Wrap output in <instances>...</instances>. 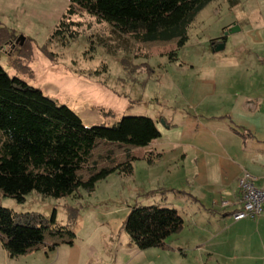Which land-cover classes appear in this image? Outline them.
I'll return each instance as SVG.
<instances>
[{
    "label": "rangeland",
    "instance_id": "1",
    "mask_svg": "<svg viewBox=\"0 0 264 264\" xmlns=\"http://www.w3.org/2000/svg\"><path fill=\"white\" fill-rule=\"evenodd\" d=\"M69 5L70 0H0L3 67L68 105L87 126H113L127 115L159 118L162 135L155 148L187 156L155 167L134 161L133 174L112 173L94 191L82 189L79 195L55 198L33 191L24 202L1 196L0 204L16 213L49 219L55 214L58 225L76 237L73 245L17 257L0 243V264H264V215L211 216L183 192L197 195L196 185L187 182L195 157H201L194 146L197 135L222 129V120L212 116L239 119L232 94L244 89L239 68L249 54L264 56V0H239L235 6L214 0L198 14L176 59L160 55L163 47L136 45L131 61L123 59L125 50L115 54L99 45L98 37L108 36L109 28L86 13L70 18L74 39L50 41ZM230 24L237 29L229 33L226 48L214 51L212 39L235 26L225 30ZM20 35L26 36L23 45ZM226 201L223 207L230 206ZM139 204L179 209L186 229L169 237L171 250L140 249L132 242L124 224Z\"/></svg>",
    "mask_w": 264,
    "mask_h": 264
},
{
    "label": "trees",
    "instance_id": "2",
    "mask_svg": "<svg viewBox=\"0 0 264 264\" xmlns=\"http://www.w3.org/2000/svg\"><path fill=\"white\" fill-rule=\"evenodd\" d=\"M212 1L70 0L50 41L74 39L70 18L86 13L107 24L109 35L98 37L107 51L125 50L123 59L131 61L136 45L148 50L163 47L160 55L176 59L198 14ZM229 2L235 6L239 0ZM226 38L212 39V47ZM4 42L0 33L2 48ZM158 122L150 116L127 115L113 126H87L68 105L11 75L0 63V197L24 202L33 191L55 198L79 195L82 189L94 191L112 173L133 174L134 161L155 164L161 158L151 148L162 135ZM184 226L179 210L163 204L135 205L124 224L140 249L168 250L167 239ZM75 237L73 230L58 225L55 214L49 219L0 204V243L11 257L73 245Z\"/></svg>",
    "mask_w": 264,
    "mask_h": 264
},
{
    "label": "crops",
    "instance_id": "3",
    "mask_svg": "<svg viewBox=\"0 0 264 264\" xmlns=\"http://www.w3.org/2000/svg\"><path fill=\"white\" fill-rule=\"evenodd\" d=\"M232 25L236 24L226 26L225 30ZM225 40L229 41V34ZM243 65L239 70L245 77L244 89L232 94L239 114L235 115V119H239L234 120L230 114L212 116L222 120V129L213 128L197 135L199 139L194 146L197 145V155L201 157H195L196 168L187 179V182L191 181L196 185L197 195L183 191L202 208L201 210L211 216L233 217V212L239 208V178L244 172L251 173L256 184L264 187V56L253 51ZM155 141L151 148L161 158L155 164H149L150 167L158 166L167 159L173 162L178 157L187 156L181 151L160 152L154 146ZM171 189L177 190L175 187ZM223 200H229L230 206L223 207ZM185 229L186 222L182 232ZM168 239L167 244L171 250L173 247L168 243Z\"/></svg>",
    "mask_w": 264,
    "mask_h": 264
},
{
    "label": "built area",
    "instance_id": "4",
    "mask_svg": "<svg viewBox=\"0 0 264 264\" xmlns=\"http://www.w3.org/2000/svg\"><path fill=\"white\" fill-rule=\"evenodd\" d=\"M239 190V208L232 214L234 219L256 218L263 215L264 187L256 184L255 177L251 173L246 171L239 178ZM226 204H229V201H226Z\"/></svg>",
    "mask_w": 264,
    "mask_h": 264
},
{
    "label": "water",
    "instance_id": "5",
    "mask_svg": "<svg viewBox=\"0 0 264 264\" xmlns=\"http://www.w3.org/2000/svg\"><path fill=\"white\" fill-rule=\"evenodd\" d=\"M239 28V27H238ZM237 29V26H233L230 30H228L227 32H225V35H228L229 33H233L235 32ZM18 40H20V44L23 45L25 40H26V36L25 35H20V37L18 38ZM226 40L224 39L223 41H221L220 43H218L216 45V47L214 48L215 51H221V50H224L225 47H226Z\"/></svg>",
    "mask_w": 264,
    "mask_h": 264
},
{
    "label": "flooded vegetation",
    "instance_id": "6",
    "mask_svg": "<svg viewBox=\"0 0 264 264\" xmlns=\"http://www.w3.org/2000/svg\"><path fill=\"white\" fill-rule=\"evenodd\" d=\"M221 41H223V40H221ZM218 43H220V42H218Z\"/></svg>",
    "mask_w": 264,
    "mask_h": 264
}]
</instances>
